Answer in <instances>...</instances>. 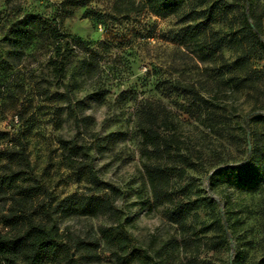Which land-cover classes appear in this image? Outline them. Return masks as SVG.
<instances>
[{"label": "rangeland", "instance_id": "rangeland-1", "mask_svg": "<svg viewBox=\"0 0 264 264\" xmlns=\"http://www.w3.org/2000/svg\"><path fill=\"white\" fill-rule=\"evenodd\" d=\"M5 1L0 0V12ZM61 1L21 0L25 11L46 17L54 16ZM253 6L264 20V0ZM182 20L145 11L117 17L108 26L95 25L82 10L59 18L63 33L97 52L92 58L73 47L62 78L49 64L52 53L27 49L12 59L0 45V60L6 61L0 63V131L21 130L36 173L60 198L93 194L66 167L73 143L80 146L71 158L85 151L97 176L120 190L113 205L121 211L124 230L157 264H255L264 257V186L239 191L209 186L207 180L219 168L245 160L254 148L253 130L264 115V83L239 90L226 85L221 68L199 61L192 46L174 40L191 23ZM213 27L226 34L225 23ZM223 55L233 63L235 53L228 47ZM250 64L264 68V54L256 53ZM197 97L207 108L201 117L191 111L190 99ZM145 110L155 112L159 132L175 137L190 164L181 178L171 180L175 201L209 202L190 212L184 225L171 221L170 206L152 199L138 131ZM55 223L79 244L73 254L78 264H120L99 234L116 227L107 216L57 215Z\"/></svg>", "mask_w": 264, "mask_h": 264}, {"label": "trees", "instance_id": "trees-1", "mask_svg": "<svg viewBox=\"0 0 264 264\" xmlns=\"http://www.w3.org/2000/svg\"><path fill=\"white\" fill-rule=\"evenodd\" d=\"M255 1L260 0H62L55 6L54 16L46 17L25 11L21 0H6L0 12L3 14L0 45L6 49L5 56L12 59L19 58L27 49L52 53L49 64L62 78L73 47L84 50L92 58L97 52L80 39L63 33L59 18L82 10L83 17L95 25L108 26L117 17L128 18L144 11L156 17L181 15L184 23H191L174 40L186 49L192 46L199 61L221 68L222 76L227 75L226 85L246 89L264 83V68L256 69L250 64L256 53L264 54V20L253 6ZM198 7L205 8L197 10ZM186 8L188 12L184 13ZM217 22L225 23L226 34L214 29ZM224 47L235 53L232 64L224 58ZM197 99H190L191 111L201 117L207 108L203 109L201 102L197 104L200 98ZM157 121L152 110H145L138 118V131L145 146L141 155L147 160L143 167L154 203L170 206L167 211L171 221L184 225L190 212L209 202L203 198L188 199L185 203L175 201L171 180L176 176L181 178L190 164L180 152L175 137L159 132ZM257 122L252 134L254 148L248 151V157L210 174L209 186L221 184L239 191L264 186V115ZM79 149L74 142L66 157V167L93 194L72 193L60 198L36 173L21 130L0 131V264H78L73 254L79 244L71 235L61 232L55 223L57 215L107 216L116 227L100 229L99 234L118 263L157 264L124 230L121 211L113 205L120 190L97 176L85 151L79 159L71 158ZM255 264H264V257Z\"/></svg>", "mask_w": 264, "mask_h": 264}]
</instances>
